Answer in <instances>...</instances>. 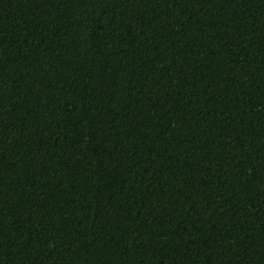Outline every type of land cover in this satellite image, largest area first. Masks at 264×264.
<instances>
[{"label": "trees", "instance_id": "trees-1", "mask_svg": "<svg viewBox=\"0 0 264 264\" xmlns=\"http://www.w3.org/2000/svg\"><path fill=\"white\" fill-rule=\"evenodd\" d=\"M0 264H264V0H0Z\"/></svg>", "mask_w": 264, "mask_h": 264}]
</instances>
